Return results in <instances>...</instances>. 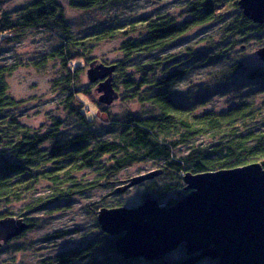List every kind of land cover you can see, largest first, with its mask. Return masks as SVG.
<instances>
[{
	"label": "trees",
	"instance_id": "obj_1",
	"mask_svg": "<svg viewBox=\"0 0 264 264\" xmlns=\"http://www.w3.org/2000/svg\"><path fill=\"white\" fill-rule=\"evenodd\" d=\"M67 1L72 8L90 10L126 0ZM230 9L239 11L234 21L226 27V37L248 35L254 22L242 13L238 0H192L188 3L189 17L181 22L167 14L143 16L121 24H110L81 36L71 30L60 0H29L18 9L16 18H12L0 6V49L19 40L28 31L45 32L57 42L52 51L33 64L43 66L48 61L59 62L61 73L54 85L66 95L69 111L85 126L65 142L54 141L49 148L42 146L51 135L38 134L18 119L14 111L22 101L9 94L6 80L14 68L0 65V219L13 216L7 207L26 198L40 181H44L49 192L26 203L16 216L22 217L32 228L33 219L26 216V212L39 211L97 186L108 187L117 173L146 160L162 161L163 165L159 168L162 172L157 176L170 175L176 183V187L151 184L150 192L157 194V197L177 189L179 198L166 200L165 206L172 205L187 193L182 184V176L186 172L214 171L252 162H259L264 167V124L249 127L261 115L253 103L239 101L224 110L196 112L192 107L174 100L168 89V84L178 78L183 69L149 81L150 71L155 69L153 65L161 64L159 59L132 64L135 57L164 48L195 27L222 20ZM256 25V28H260L264 23ZM116 38H122L118 48L122 58L114 63V70L120 67L119 70L124 71L122 83L125 93L122 97L146 101L155 110L146 115L128 113L121 120L109 119L113 125L109 132L113 136L103 138L95 135L93 128L96 113L105 111L106 104L101 103L99 95L95 97L90 90L78 89L79 75L84 66L88 67L92 62L106 64L89 56L96 45ZM152 75L155 77L154 73ZM248 76L252 80L264 81V69L253 70ZM91 83H96L97 88L99 80ZM112 85L114 88L115 85ZM205 136L212 138L210 143H197L187 154L181 157L175 155L180 146ZM83 170H92L96 175L91 180L79 178L77 174ZM117 188H114V192H117ZM146 198L155 197L147 193L143 200ZM116 206L123 205H100L93 212L96 215L101 207ZM100 233L98 239L41 259L39 264H75L77 261H81V264L162 263L142 258L124 259L115 250L113 241L116 236L108 235L101 229ZM177 249L182 250L183 245ZM180 260H176L175 264Z\"/></svg>",
	"mask_w": 264,
	"mask_h": 264
},
{
	"label": "rangeland",
	"instance_id": "obj_2",
	"mask_svg": "<svg viewBox=\"0 0 264 264\" xmlns=\"http://www.w3.org/2000/svg\"><path fill=\"white\" fill-rule=\"evenodd\" d=\"M28 1L1 0L0 6L12 18H16L18 9ZM189 1L192 0H126L102 8L81 10L70 7L67 0H60L71 30L77 36L143 16L167 14L181 22L189 17ZM238 11L230 9L222 20L195 27L170 45L148 55L135 57L132 64L159 59L161 64L153 65L154 71L149 70V81H155L176 69H183V73L168 84V89L174 100L192 107L196 112L220 111L239 101L251 102L261 111V115L249 127H260L264 124V81L249 79L248 73L264 69V61L256 53L258 48L264 46V26L256 28L257 23H254L248 35L226 37V27L234 21ZM121 41L122 38H116L99 43L89 58L105 61L106 64L117 63L122 58L118 49ZM56 44L45 32L28 31L19 40L0 49V65H11L14 68L6 76L9 94L22 101L14 113L34 132L51 135L42 145L47 148L54 141L65 142L85 129L78 117L67 108L66 95L60 87L54 85L61 73L59 62L52 60L43 66L33 64L52 51ZM87 68L85 65L79 75L78 89L90 90L96 97L99 95L95 90L96 83L87 79ZM119 69L116 68L112 74V83L118 97L104 105L105 111H98L95 115L93 133L99 137L113 136L109 132L113 126L109 122L111 118L121 120L128 113L146 115L155 110L146 101L122 97L125 93L122 83L124 71ZM211 140V137H200L188 145L180 146L174 153L181 157L189 152L192 145L208 144ZM161 165L163 162L160 160L133 164L117 173L108 187L97 186L54 202L39 211L26 212V216L33 219L34 227L16 239L1 242L0 263L14 261L16 264H39L41 259L98 239L101 233L93 211L100 205L133 207L140 204L147 193L157 198L161 205H165L166 200L178 199L176 188L160 197L150 192L153 182L155 186L171 184L176 187L170 175H160L121 192H114L115 187H124L130 178L159 169ZM95 175L92 170H83L77 174L79 178L87 180L93 179ZM49 190L48 185L40 181L26 198L12 203L7 209L11 215L18 216L26 203L33 198L45 196ZM183 249L174 250L165 259L169 264H175L176 260L185 255ZM75 264H81V261ZM197 264H217V261L205 258Z\"/></svg>",
	"mask_w": 264,
	"mask_h": 264
},
{
	"label": "water",
	"instance_id": "obj_3",
	"mask_svg": "<svg viewBox=\"0 0 264 264\" xmlns=\"http://www.w3.org/2000/svg\"><path fill=\"white\" fill-rule=\"evenodd\" d=\"M242 13L264 23V0H238ZM264 61V46L256 51ZM115 65L92 62L86 69L96 82L99 101L110 104L118 95L112 85ZM161 169L132 177L131 187L159 175ZM187 193L170 206L146 198L133 207H101L96 221L116 236L115 250L124 259L162 261L183 245L185 256L176 264H197L208 258L217 264H264V167L259 162L182 176ZM30 228L22 217L0 219V244ZM0 264H13L5 262Z\"/></svg>",
	"mask_w": 264,
	"mask_h": 264
}]
</instances>
